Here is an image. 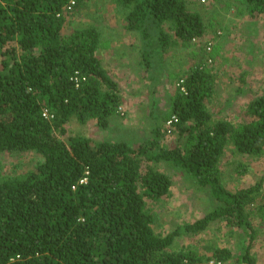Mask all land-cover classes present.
I'll return each mask as SVG.
<instances>
[{"label":"trees","instance_id":"obj_1","mask_svg":"<svg viewBox=\"0 0 264 264\" xmlns=\"http://www.w3.org/2000/svg\"><path fill=\"white\" fill-rule=\"evenodd\" d=\"M71 1L74 9L86 2L0 0V155L37 156L23 173L17 166L6 172L0 160V264H258L251 250L260 229L252 219L264 220V178L232 186L225 170L242 176L248 160L264 159V93L243 107L246 116L237 111L240 123L227 117L235 111L230 103L216 118L209 108L216 74L201 68V57L171 74L177 80L166 114L177 118L172 128L150 112L152 137L136 146L71 134L72 120L108 129L125 101L98 56L101 31L77 27L64 35ZM114 2L127 11L124 28L139 38V65L152 85L162 80L174 49L202 52L210 26L192 0ZM235 2L238 15L264 14V0ZM228 150L235 160L228 161ZM161 163L184 171L216 203L165 234L156 232L157 214L147 202L160 201L173 186ZM218 221L248 239L236 255L228 247H206L208 255L194 244L177 247L180 238L192 239Z\"/></svg>","mask_w":264,"mask_h":264},{"label":"rangeland","instance_id":"obj_2","mask_svg":"<svg viewBox=\"0 0 264 264\" xmlns=\"http://www.w3.org/2000/svg\"><path fill=\"white\" fill-rule=\"evenodd\" d=\"M85 1L86 2H83L84 5H80L79 9L72 8L68 10L66 15L67 21L64 25L63 33L67 35L72 33L77 27L88 26H96L101 31L102 46L98 50V56L101 58L103 66L109 70L112 77L119 83L121 94L125 101L120 108V115L113 120L108 129L97 127L94 121H90L86 125H81L76 120H72L66 127L71 134L79 132L80 134L88 135L97 140L105 138L114 140H134V145L136 146L139 141H144L152 137L150 133L151 124H147L151 116H149L150 112H154V116L158 117L159 115L163 117L161 121L163 124L165 120L168 119V115L166 114L170 113L172 97L177 89V80L175 77L172 78L171 74L179 71L182 65L183 70H189L188 66L201 61V57H204L205 60V58L210 55L213 59L215 58V60H217V43L220 41V36H222L217 34V30L220 29L217 24L222 20L221 12L224 10L222 3L228 2V0H209L208 4H201L192 0L194 2V4L191 5L192 8L198 10L202 14L206 24L210 26L206 33V37L200 40L201 46L203 47L202 52L193 54L191 50L196 49V47H193V49L192 47L183 48L180 45L179 48L172 49L173 51L171 50L172 52L169 54L170 56H168L170 57V60L168 59L169 67L162 75V80L156 82L154 85L151 84V79L148 77L145 68L139 65L138 59H140V57L137 51L139 48V41L132 44V40H128V42L132 44L130 48L134 46L125 60V63L128 64H119V55H121L120 50H123V48L119 46V41H115L114 38L117 36L124 38L123 33L126 31L124 28L126 24L124 16L127 11L119 7L114 0ZM247 28L249 30L252 29L250 26H247ZM240 30H246V27L244 26V28ZM248 40L251 42L249 45L242 43L241 40L236 42V46L239 47L238 49H240L239 51L244 59L245 64L243 68L245 69L237 73L232 82L230 78L226 80L220 79L224 87H226V89H224L226 95L232 96L238 92V88L241 86V75L244 74V72H248V69H255L257 71V74L251 72L246 76L245 85L241 88V98H246L247 100H237L236 105L238 106L235 107V111H233L232 114H227V117L235 123H240L242 121V117L238 115V112L246 116L244 110L248 103L264 93V37L261 38L257 36L255 40L251 41L249 36ZM222 41L225 48L227 46L233 47L234 45L230 43L229 38L225 40L223 36ZM209 42L213 43V50L211 53L207 50ZM122 44L126 43L123 42ZM254 58L260 60V62L257 63L259 66L253 64ZM205 64L208 66L206 61ZM215 64L217 66V61L209 66L212 67ZM169 69L170 72L167 74ZM209 108L215 113V117L217 118V93L216 97L209 103ZM164 116L166 118H164ZM169 143L171 146H175L176 140L174 138H169L167 144ZM226 158L228 161L235 160L230 150L227 151ZM240 159L242 160V158ZM0 160L6 166V172L12 173L13 168L17 166L16 171L18 173H23L33 168L37 156L25 154L22 157H11L3 154L0 155ZM248 161V173L245 175L240 176L234 171L230 172L228 169L225 170V176L227 175L226 179L234 183L232 186H235V184L249 186L264 178V159H251ZM158 167L172 177L173 186L170 194L162 197L160 201L153 202L147 200L148 207L152 208L157 214L158 222L155 225L157 233L165 234L177 224H184L185 222L192 223L203 217L208 210L216 206L215 201L210 197L207 189L205 190L194 184L193 180L187 176L184 171L168 163H161ZM262 186H264V182ZM252 222L255 225L254 227L259 229L258 224H260V220L257 218L255 220L252 219ZM240 235L241 229L237 228L234 231L231 228H227L225 223H219L218 221L214 222L206 231H203L192 239L180 238L177 242V247L180 248L183 245L194 244L201 253L207 255L209 253L206 247H228L232 250L233 254L236 255L241 246V242H248L247 238H240ZM258 235L252 244L251 251L254 255H256V253L258 254V251L255 250L258 244L257 242H259Z\"/></svg>","mask_w":264,"mask_h":264},{"label":"crops","instance_id":"obj_3","mask_svg":"<svg viewBox=\"0 0 264 264\" xmlns=\"http://www.w3.org/2000/svg\"><path fill=\"white\" fill-rule=\"evenodd\" d=\"M225 3H222L224 12H221L222 20H220V23L217 24L218 28H220L217 30V32L221 31L220 35H222L225 40L229 38L230 43H233L234 45L233 47L227 46L225 48V45L222 41V36H220V41L217 43V68L213 70V73L216 74L217 109L220 110L224 108L228 103L234 105L235 108L238 106L236 105L237 100H247L246 98L242 99V95L227 96L224 92V89H226V87H224V84L220 81V79L226 80L230 78V81L232 82L234 81L235 75L245 69L243 68L245 64L244 59L241 56V52L239 51L240 49H238L239 47L236 46V42H239L241 40L242 43L249 45L251 43L250 40H248L249 36L251 41L255 40L257 36L261 38L264 37V14H261L257 19H251L247 13L245 15H238L240 10L239 7H237L235 0H228V2L226 1ZM244 26L246 27V30H240L241 28L243 29ZM247 26L252 27V29L249 30ZM123 36L124 38H120V36L114 38L115 41H119V46L123 48V50H120L121 55H119L120 65L128 64L125 63V60L127 59L131 50H133L134 47L132 46V48H130V45H132L136 41H139V38L136 36V34H133L128 31H125L123 33ZM128 40H132V44H130ZM123 42L126 44H122ZM258 62H260V60L254 58L253 64L255 66H259L257 64ZM247 71L248 74L251 72L257 74V71L255 69H248ZM230 107L233 108L232 106ZM258 227L260 229L258 235L259 242H257L258 244L255 249L258 251V254L256 253V251L255 253L258 257V264H264V220H262L261 224H258Z\"/></svg>","mask_w":264,"mask_h":264},{"label":"built area","instance_id":"obj_4","mask_svg":"<svg viewBox=\"0 0 264 264\" xmlns=\"http://www.w3.org/2000/svg\"><path fill=\"white\" fill-rule=\"evenodd\" d=\"M196 1L199 2V3H201V4H208V3H209V0H196ZM74 5H75V1H71L70 4L66 7V9H67V10H71V9L74 7ZM218 34H221V31H219ZM193 41H194V42H196V41L198 42L197 39H194ZM206 43H207V42H206ZM212 47H213V43L209 42V43H208V46H207V50H208L209 53L212 52V50H213ZM206 63L208 64V66H209V65H212V64L214 63V59H213L210 55H208L207 60H206ZM176 122H177V118H176L175 116H172V117L170 118V120H167L165 126H167V127L170 126V127L172 128V125H173L174 123H176ZM209 263H210V264H223V263H221V262H217V263H215V260H211Z\"/></svg>","mask_w":264,"mask_h":264},{"label":"clouds","instance_id":"obj_5","mask_svg":"<svg viewBox=\"0 0 264 264\" xmlns=\"http://www.w3.org/2000/svg\"><path fill=\"white\" fill-rule=\"evenodd\" d=\"M208 57V56H207ZM207 57L205 58V60H203V62H204V64H202L201 65V68H204V67H210V66H206V64H205V61L207 60ZM217 60H215V58H214V63L216 62ZM217 66H216V64L214 65V66H212V67H210L211 69H212V71L216 68ZM263 188H264V186H263Z\"/></svg>","mask_w":264,"mask_h":264}]
</instances>
